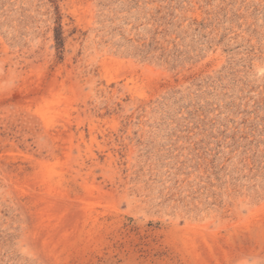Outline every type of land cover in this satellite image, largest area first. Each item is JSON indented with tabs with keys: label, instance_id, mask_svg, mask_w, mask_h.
I'll use <instances>...</instances> for the list:
<instances>
[{
	"label": "rangeland",
	"instance_id": "rangeland-1",
	"mask_svg": "<svg viewBox=\"0 0 264 264\" xmlns=\"http://www.w3.org/2000/svg\"><path fill=\"white\" fill-rule=\"evenodd\" d=\"M0 264H264V0H0Z\"/></svg>",
	"mask_w": 264,
	"mask_h": 264
},
{
	"label": "bare ground",
	"instance_id": "bare-ground-1",
	"mask_svg": "<svg viewBox=\"0 0 264 264\" xmlns=\"http://www.w3.org/2000/svg\"><path fill=\"white\" fill-rule=\"evenodd\" d=\"M50 191H51V190H49V192H50ZM53 191H54V189H53ZM44 192H45V191H44ZM47 192H48V191H47ZM49 192H48V193H49ZM45 194H46V193H45ZM48 195H49V194H48ZM57 195H58V194H57ZM46 197H47V196H46ZM60 200H61V199H60ZM51 202H52V201H51ZM51 202H50V203H51ZM55 202H56V201L54 200L53 203H55ZM64 202H65V201H64ZM50 203H49V204H50ZM55 204H56V206H57V203H55ZM58 204H59V203H58ZM51 205H52V207H53L54 204H51ZM60 207H61V206H60ZM71 207H72V206H71ZM73 207H74V206H73ZM50 208H51V207H50ZM50 208H49V209H50ZM52 209H53V208H52ZM55 209H56V208H55ZM55 209H54V210H55ZM64 210H65V209H64ZM51 211H52V210H51ZM44 212H45V211H44ZM68 213H69V212H68ZM50 214H51V213H50ZM47 215H48V214H47ZM63 219H64V218H63ZM46 221H47V220H46ZM46 221H44V222H46ZM51 221H52V220H51ZM65 221H66V220H65ZM57 222H58V221H57ZM52 225H54V224H52ZM50 236H51V234H50Z\"/></svg>",
	"mask_w": 264,
	"mask_h": 264
},
{
	"label": "trees",
	"instance_id": "trees-1",
	"mask_svg": "<svg viewBox=\"0 0 264 264\" xmlns=\"http://www.w3.org/2000/svg\"><path fill=\"white\" fill-rule=\"evenodd\" d=\"M57 40H58V41H61V38H60V37H58V38H57Z\"/></svg>",
	"mask_w": 264,
	"mask_h": 264
}]
</instances>
